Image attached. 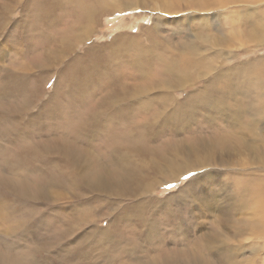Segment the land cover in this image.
Listing matches in <instances>:
<instances>
[{
	"label": "bare ground",
	"instance_id": "bare-ground-1",
	"mask_svg": "<svg viewBox=\"0 0 264 264\" xmlns=\"http://www.w3.org/2000/svg\"><path fill=\"white\" fill-rule=\"evenodd\" d=\"M31 1L10 0V3H8L0 0V29H5L7 26L6 16L11 9L14 10L21 4L23 7L22 11L28 9L26 14L24 12L21 13L19 22L17 21L14 24V27H20V31L18 30L15 36L12 33V35L7 36L8 39L6 38L9 43H12L13 40L16 42L17 39L22 37V41H17V43L21 45L25 53L30 49V27L34 23L30 18L31 15L39 11L40 14L44 13L42 18L45 21H49L48 25L59 24L57 21L54 22L56 19L54 17L55 12L59 9L65 10L64 7L69 4L70 7L75 8V17L71 21L72 26L68 28L66 35L59 36L56 39L54 54H52V51H48L46 53L47 59L35 67L39 69L41 74L44 73L43 75L48 76L47 70L55 66H61L62 60L67 58L65 64L74 73L69 72L66 76L56 75L52 93L48 95L49 98L47 97L46 101H42L40 99L43 88L40 81L35 83V87L32 89L33 87L30 86L28 80L24 79L27 75L20 77V73L2 71L3 69L0 66V95L5 92L8 96L18 99L22 98L23 106L12 113L15 116L24 114L23 119L28 118L26 121L19 123L22 119H15V116L11 115H0V119L2 118V123H0V136H2L0 138V199L8 196L16 200H22V202L25 201L23 199H28L25 203L30 205V210L26 211L30 214L29 217H32L35 221L38 220V222L41 220L42 222L40 223L45 225H48L44 223L45 219H47L49 230L46 234L53 239L52 241L50 239L49 242L56 243L64 248L67 247L68 255L77 254L78 252L84 255L97 253L100 256H96L95 259H101L102 262L104 261L103 264H112L114 261L124 263L125 250L131 252L129 247H132L133 244L136 245L134 243L136 240L150 234L153 229L154 223L151 222V217L154 213V207L153 204H150L151 207L149 208L144 206L143 203L147 201V198L149 199L147 197L146 201L142 202V199L146 197L145 195L152 192V189L160 182L172 183L176 177L183 174L196 173L203 168L219 165L225 166L226 172L222 171V168V170L218 171L221 176H219L217 186L224 192L225 202L228 206L227 209L218 210L223 217L222 223L225 222L224 225L227 224V227L234 226L236 223L233 215L240 207V199H252L251 201L257 207L254 214L258 213L259 215L252 227L256 232L260 230V234L264 233V174L256 173L254 175L250 171L240 173L230 171L240 168L238 162H234L235 157L254 149V142L257 138H260L264 144V135L259 132L255 133V127L264 120V88L254 87L253 85V88H251L248 84L251 81H257V77L252 76L248 69H245L246 71L241 74L239 73L240 70L238 71L236 68L221 67V64L220 67L216 65L218 64L217 62L221 63L220 57H223L222 54L224 52L222 53L220 44L214 40L201 39L200 42L181 41L169 48V46L165 45L163 47L161 41L151 31H147L145 35L150 39L149 47L145 45L146 47L144 48L139 44L138 35L117 33L112 36L110 41H106L102 45L90 44L85 54L69 60L68 57L72 56L70 53H73L76 45L81 43L82 39L83 42L91 39L97 23L103 15L114 13L119 8H135L136 5H139V0H34L35 2H32V4ZM193 1L194 3L196 2L195 0ZM175 3L177 4V1ZM190 4H192V0H190ZM166 7L169 8L170 6ZM219 7L221 6L219 5ZM62 31L64 32V30ZM140 31L141 29L138 30V32ZM262 32L261 34L264 35V29H262ZM138 46H140L141 50L129 53L128 49H135ZM162 47L168 49H165V51L163 49L160 50ZM122 60L124 61V72L128 70L132 72L131 74H134L133 77L136 78V82L130 84H128L129 82H124V87L121 86L120 91L107 93L98 110L90 116L87 124L89 128L84 133L90 131L93 134L102 128L106 129L105 127L112 120L113 115L122 110L123 104L127 106V110L124 106V118L127 120L133 114L131 111L133 107L134 109L135 107L140 110L143 109L145 112L153 106L156 109L142 122L126 127L124 147L120 145L114 146L110 152L111 158L108 159V163L98 159L95 167L93 165L94 155L91 151L92 148L89 145L79 144L75 139L68 141L65 137L67 135H64L63 139L55 144L51 142L44 143L46 139L37 140L38 137L35 139L34 144L26 146L27 143H31L28 139L32 138L30 135L32 134L31 129L33 126L42 125L48 117L55 114V111H58V115L63 112L59 108L60 102L68 103L71 100H77L79 104H83L88 101L91 96V89L98 83V80L93 76L94 70H108L113 68L114 65H119ZM20 65L29 66L27 64ZM27 69L30 70L32 68ZM261 71L263 70L258 69V72ZM255 72H257V69H255ZM64 76L68 78L64 80ZM243 80L245 81L243 82ZM73 86H76L75 90H73ZM61 87L66 88L63 89L65 92L60 89ZM179 91L184 93L176 97V93ZM39 100L42 102L40 103ZM33 108H35V112L29 113L28 111H33ZM70 116L76 117L75 114H70ZM198 117H203L204 122L209 123V126L214 125L213 120L215 117L216 119L219 118L217 120H221L229 132H226L225 135L220 134L221 132L217 133L218 137L213 138V130L209 131V133L203 131L204 134L202 133V135L200 130L197 132L191 129V132L196 134H192L191 142L187 143L181 136L186 129L195 125ZM45 127L43 126L44 130ZM135 128H138V132L134 130ZM83 130L81 129V132ZM162 133L178 134V140L174 144L171 143L161 150L159 149L160 151L155 150L148 141L154 140ZM32 135L37 136V134ZM225 137L226 140H224ZM5 140L8 143H5ZM19 140L26 141L22 142L17 149L18 152L13 157L7 156L4 153L5 149L7 150L9 146L14 147ZM82 147H84L82 149L84 155H80L78 151ZM232 155H234V158ZM25 161L36 166L39 172L37 178L42 182V188L45 183H51V185H56L57 187L64 186L69 196L79 201V206H75L74 209L77 214L75 216L72 215L75 218L74 224L66 216H63V221H68L69 225L67 222H61L64 226L60 227L59 231L55 228L57 225L52 228V221L56 223L60 221V215L54 211L48 213V210L54 209V207L46 205H43L40 209L38 208L40 205L35 207L42 199V195L37 198H29V196H34L36 193L31 192L30 189L33 183H27L26 178L28 177L22 175L23 173L20 174L21 172L18 174V171L14 173L9 170L10 173L8 171L7 174L2 171V167L5 165L8 167V163L12 166H20ZM58 165H60L59 176L54 175V173L58 174L57 171L53 173L46 171L45 176L40 175V173H44L40 170L41 168L56 170ZM211 171L213 170H210L209 174L204 176H209L212 179L215 171ZM198 180L195 179L194 182ZM54 186L52 187L54 188ZM187 191L189 190L182 192ZM34 199H38V201ZM112 199L118 202L125 201L126 203L120 205ZM51 201L53 202L54 199ZM42 202L44 201L42 200ZM149 202L147 203L148 205ZM48 207L49 209L46 210ZM155 211H157L156 208ZM166 212L168 217L171 216L170 211L166 210ZM35 213H39V217L31 216V214ZM40 214L43 217H40ZM72 216L70 215L71 218ZM246 217L251 216L246 214ZM53 218L55 220H52ZM149 218L150 223L148 222ZM103 220L105 224L102 223ZM166 223L165 219L163 225ZM25 224L27 225L26 221ZM124 224L127 225V230H124ZM249 225L251 224L249 223ZM26 229H28L27 226ZM164 229L165 227H161V230ZM24 233L22 234L24 235ZM70 236L72 239H69ZM208 237L210 236H207V240ZM145 239L149 240L148 236ZM158 240L160 244L163 242L160 237ZM213 241L214 243L217 242V240ZM155 246L157 248L161 245L156 244ZM207 246L210 248L209 244ZM1 250L0 264H26L23 259L27 257L24 256L23 258L8 254L11 249ZM114 251L116 254L112 255L111 253ZM11 258H13L12 261L10 260ZM139 260L133 264H142ZM149 264H176V259H172L168 253L164 254L163 252L159 258L152 257ZM183 264H186V262Z\"/></svg>",
	"mask_w": 264,
	"mask_h": 264
},
{
	"label": "rangeland",
	"instance_id": "rangeland-1",
	"mask_svg": "<svg viewBox=\"0 0 264 264\" xmlns=\"http://www.w3.org/2000/svg\"><path fill=\"white\" fill-rule=\"evenodd\" d=\"M3 1L10 3V0ZM176 1L177 4L175 3ZM176 1L139 0V5H136L135 8H119V10L114 13L103 15L99 19L95 28L96 30L92 33L91 39L87 40L86 42H83L82 39L80 41L81 43L76 45L73 53H70L72 56L70 58L68 57V59H76L78 55L85 54L86 49L89 48V45L92 43L96 46H99L106 41H110L112 36L116 35L117 33H125L126 35L133 34L135 36L138 35L140 40L139 44H141V46L144 48L146 46L149 47L150 42L149 37L145 36L147 31L153 32V34L157 36V39L161 41L163 47L165 45L169 46V48L181 41L200 42L201 39H206L208 41L214 40L220 44L222 53L224 52L222 54L223 57H220L221 63L217 62L218 64L216 65L220 67L221 64V67L236 68V70H240L239 73L241 74L246 71L245 69H248L252 73V76L257 77V81L254 80L251 81V83H248L249 86L251 88H253V86L264 88V35L261 34L263 33L262 29H264V0H195V3L192 0V4H190V0ZM32 2L35 1L32 0L31 4ZM168 5L170 6L169 8L166 7ZM219 5L221 7H219ZM22 8L23 7L21 4L14 10L9 9L10 11L6 16L7 26L5 29H0V51L2 52V54H0V66L3 69L2 71H10L11 73L17 72L20 73V77L27 75L24 77V79L28 80L30 86L33 87L32 89H34L35 83L40 81L41 87L43 88L40 100L46 101L49 98L48 95L52 93L51 91L54 89L53 85L55 84L56 75L66 76L69 74V72L74 73V71H71V68L68 65V67L66 66L65 63L67 62V58H64L62 60L63 62L61 61V66H55L47 70L49 73L48 76L43 75L44 73L41 74L39 69L35 66L47 59L48 56H46V53H48V51H52V54H54L56 39L59 38V36L61 37L62 35H66L68 33V28L72 26L71 21L73 20L72 18L75 17V8L70 7V5L67 4L64 7L65 10L59 9L56 11L54 16L56 19L54 22L57 21L59 24H54L51 26L48 25L49 21L43 20L42 16H44V13L40 14V12L37 11L36 13L32 14L30 18L34 21V23L30 27V49L25 53L23 52L21 45L17 43V41H22L21 36V39H17L16 42L13 40L12 43H9L7 40V36L12 35V33L14 34L13 36H15V33L18 32V30L20 31V27H14V24L17 21L19 22L22 12L25 14L28 12V9L22 11ZM259 28L260 30H258ZM139 29H141L142 33H140L141 31L138 32ZM62 30H64V32ZM163 47L160 48V50L163 49L165 51V49H168ZM128 50L129 53H131L141 49L140 46H138L135 49ZM102 59L106 60L105 58ZM20 64H27L30 67L25 65L21 66ZM123 65L124 61L122 60L120 61L119 65H114L113 68H110L111 70H94L93 76L96 80H98V83L95 84L91 89L92 97L90 96L88 101H85L83 104H79L77 100H71L68 103L60 102L59 108L60 110L62 109L63 112H60L58 115V111H55V114L48 117L42 125L33 126L31 129L32 134H37V136L31 134L30 136H32L34 139L29 138L28 141L31 143H27L26 146L34 144V141H36L35 139L38 137L39 138L37 140L45 138L46 141H44V143L51 142L52 144H55L56 142H60L64 135H67L65 137L68 139V141L75 139L79 142V144L89 145L92 148L91 151L94 155L93 165L95 167L97 166L98 159L107 161L108 163V159L111 158L110 152L113 150L114 146L120 145L124 147V134L127 132L125 130L126 127H129L130 125L134 126L135 123L142 122L151 115L150 113L154 112V109H156V107L153 106L148 110L149 112H145L143 109L140 110L137 107L134 109L133 107L131 110L133 114L132 116H129V120H127L124 118L125 105L123 104L122 110L115 113L111 121L109 120L110 122L105 127L106 129L102 128L100 131H95L93 134H91L90 131L84 133V131L89 128L87 124L89 122L90 116L95 113L96 110H98L107 93L120 91L121 88L124 87V82H129L128 84L136 82V78L133 77L134 74H131L132 72L129 70L124 72ZM27 68L32 69L28 70ZM255 69H257V72H255ZM258 69L263 71L258 72ZM65 76L63 77L64 80L68 78ZM244 81L245 80H243V82ZM60 89L63 90L66 88L61 87ZM75 89L76 86H73V90ZM183 93L184 92L181 91L177 92L176 97L178 95L180 96L181 94L183 95ZM40 100L39 102L41 103L42 101ZM22 106V98L18 99L8 96L5 92L0 95V115H11L14 117L15 114L12 112L18 108H21ZM125 107L127 110V106ZM34 109L35 108H33V111L28 112L34 113ZM70 114H75L76 117L74 118L70 116ZM23 117L24 114L16 115L15 119H22L19 122L22 123L28 119H23ZM217 119L215 117L213 120L214 125L209 126V123L204 122L203 117H198L195 125L189 129H186V132L184 131L185 133L183 132V135L181 136L182 139L187 143L191 142L192 134H196L195 132H191V129H194L193 131L197 132L200 130L201 134H204V132L209 133V131L213 130V138H217V133L220 132V134L225 135V133L229 131L226 130L225 124L221 120L219 121ZM0 123H2V118L0 119ZM261 123L258 124L259 127H255V133L259 132L261 135H264V120ZM43 126H46L45 130ZM81 129H84L82 131L83 133L81 132ZM134 130L138 132V128H135ZM56 135L58 136L57 138ZM1 137L2 136H0V138ZM226 137L224 140H226ZM176 140H178V134L175 135L174 133H162L154 140H149L148 143L150 142L149 144L155 150H161L168 144H174ZM25 141H17L14 147H7V150L5 149L4 153L9 157H13L15 153L18 152L17 149L20 147L22 142ZM5 143L8 142L5 140ZM254 145L255 148L251 151H247L246 153L237 155L235 157L234 162H238L240 168L230 171L239 173L250 171V173H253L254 175L256 173L264 174V168H262L264 167V144L261 142L260 138H257L254 142ZM83 148L84 147L78 150L80 155H84V152L82 151ZM232 156L234 158V155ZM6 166L7 165L2 167L4 174H7L9 170L14 173L18 171V174L21 172L20 174L23 173L22 175L28 177L26 178L28 181L27 183H33L30 190L32 193L36 194L34 196H29V198H37L42 195V199L39 201L40 204L38 203L35 207H38L39 205V209L42 208L43 205L54 207V209L51 210H48V207L46 210L49 211L48 213L54 211L56 214L60 215V221L57 223L52 221V228L57 225L55 228L57 231H59V228L64 226V224L61 222H67L68 224V221H63V216H66V218H68L70 222L74 224L75 218L73 216L77 214L76 210L74 209L75 206H79V201L76 199L74 200L69 196L66 191V187H57L56 185H51V183H45L42 188V182L37 178L39 172L36 169V166L32 163L25 161L20 166H12L10 163H8L9 168ZM214 166L215 167L203 168L196 173L189 172L190 174H183L182 176L176 177L172 183L160 182L155 186V188L152 189V192H149V194L145 195L146 197L142 199V202H145L147 197H149V199L147 198V201L143 203L144 206L149 208L153 204L154 207V213L151 217V222L154 223L153 229L150 234L142 236L140 239L136 240L134 242L136 245L133 244L132 247H129L131 252L125 250L124 263L133 264L140 259L139 261L142 264H149L152 260V257L159 258L160 254L164 252V254L168 253L172 259L175 258L176 264H183L184 262H186V264H264V233L260 234V230L256 232L252 227L254 226L256 219L259 217L258 213L254 214V212L257 210L256 205L253 204V201H251L252 199H240V207L236 212H234L235 214L233 215L236 224L232 227H227V224L224 225L225 222L222 223L223 217L219 211L227 209L228 206L225 202L224 192L220 187L217 186V181L220 178L219 176H221L219 175L220 173L218 171L222 169V171H225V166ZM43 168L40 169L42 172H44L43 174L40 173L42 176H45L46 171L48 173L57 171L58 174L54 173L55 176H59L60 174V165L57 166V169L59 168L58 170L45 169V167ZM210 170L215 171H211L214 173L212 179H210L209 176H204L205 174H209ZM193 178L199 180L194 182L195 179ZM207 178L210 180L208 181ZM206 181L208 182L206 183ZM192 182L194 183L192 184ZM168 185H171V187H168ZM52 186H54V188ZM50 190H54V192H50ZM186 190L189 191L182 192ZM51 198L54 199L53 202L51 201L53 200ZM23 200L25 201L22 202V200H16L10 196L0 199L1 251L11 249V253L8 251V254L23 258L24 256L27 257L26 259H23L26 264L104 263V261L102 262V260L99 258L95 259L96 256H100L97 253H94V255L92 253L84 255L83 253L78 252L77 254L68 255L67 247L64 248L57 245L56 243H50V239L51 241L53 239L49 238L50 236L46 234L49 230L47 227L49 225L48 220L45 219L44 223L48 224L45 225L40 223L42 222L41 220L40 222L36 220V222L32 217H29L30 214H28L26 211H28V209L30 210V205L25 203L28 199ZM34 200L38 201V199ZM42 200L44 202H42ZM112 200L119 203L120 205H124L126 203L125 201L118 202L115 199ZM148 202L149 205L147 204ZM155 208L157 211H155ZM166 210L170 211L171 216L168 217V215H166ZM39 212L42 213L41 211ZM38 214L39 213L31 214V216H38ZM69 214L71 216L73 215L72 218ZM246 214L251 217H246ZM41 215L42 214H40V217H43ZM71 219L73 220L71 221ZM165 219L167 223L163 225V221ZM52 220L55 219L53 218ZM25 221L27 222V225L25 224ZM148 222L150 223V218ZM237 222H239V224H237ZM102 223L105 224V221L103 220ZM249 223L251 225H249ZM25 225L28 229H26ZM43 225H45V227H43ZM126 226L127 225L124 224V230H127ZM161 227H165V229L161 230ZM44 229L46 232H44ZM158 230H160V232H158ZM22 231L29 233L27 234ZM235 231H239L238 234ZM22 233H24V235ZM146 236H148L150 241L145 239ZM207 236H210L208 237L209 241L207 240ZM159 237L163 240L161 244L158 242ZM69 239H72V237L70 236ZM213 240H217V242L214 243ZM36 244L38 245L36 246ZM156 244L161 246L156 248ZM207 244H209L210 248L207 246ZM14 252H16L17 255L16 253L14 254ZM28 252H31L32 254ZM111 254L114 255L116 252L114 251ZM10 260L12 261L13 258ZM122 263L123 262L120 261H114L112 264Z\"/></svg>",
	"mask_w": 264,
	"mask_h": 264
},
{
	"label": "snow or ice",
	"instance_id": "snow-or-ice-1",
	"mask_svg": "<svg viewBox=\"0 0 264 264\" xmlns=\"http://www.w3.org/2000/svg\"><path fill=\"white\" fill-rule=\"evenodd\" d=\"M168 187H171V185H168Z\"/></svg>",
	"mask_w": 264,
	"mask_h": 264
}]
</instances>
